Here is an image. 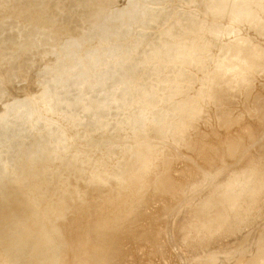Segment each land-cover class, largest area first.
Here are the masks:
<instances>
[{
    "label": "rangeland",
    "instance_id": "374dc122",
    "mask_svg": "<svg viewBox=\"0 0 264 264\" xmlns=\"http://www.w3.org/2000/svg\"><path fill=\"white\" fill-rule=\"evenodd\" d=\"M211 1L93 0L90 5L91 0H0V168L4 171L0 172V249L4 253L0 254V264H192L204 256H229L227 261L231 260L230 257L238 256L239 251L234 249L264 223V186L243 193V190L236 191L233 189L236 186L231 185L228 191L232 194L231 199L241 193L246 199L238 211L231 213L230 218H223L218 215L222 207L218 197L223 192V188L216 184L218 178L198 179L203 170V152H182L170 170L168 182L149 191L137 192L131 186L126 190L119 189L113 172V166L123 157L127 144L162 138L154 131L152 122L161 121L167 96L177 88L183 91L179 97L187 96L192 100L191 103L197 102L201 110L208 113L215 111L221 104L198 98L213 90L212 75L220 73L226 78L224 83L235 77L238 82L233 83L230 92L226 90L228 85H221L226 90L223 100L233 98L231 103L226 101V108L232 117L241 116L245 110L244 103L253 97L264 99V67L256 69L252 61L258 57V64L264 56L262 24H250L243 19L231 21L228 8L237 5L238 0H224L226 8H220L222 12L217 11V8L210 9ZM243 1L253 9L257 8L258 3L264 5V0ZM262 16L264 18V11ZM99 19L107 21L110 28V37L105 41L91 36ZM170 23L173 24V30L165 35L166 39L178 42L189 56L195 48L196 53L203 58L197 64L194 58L197 55L192 56L191 61H196V66L187 68L191 71L190 82L182 81L175 73L179 68L177 59L171 58L166 62L150 53ZM69 38L81 42V45L65 41ZM244 46L250 50L248 55H252V60L244 59L235 65L229 60L231 48ZM51 49L53 54L46 56L45 53ZM110 49H113L114 55L108 58L105 53ZM133 53V63L141 67L133 87L134 95L138 97L146 86L151 85L158 89L163 104L157 100L152 108L143 106L135 109L133 106L120 107L98 101L104 119L100 128L93 133L82 126H75L68 113L50 110L52 103L54 105V98L50 96L51 81H70L85 63L98 60L100 63L98 61L92 74L99 70L109 75L118 74L124 67L122 57ZM74 65L78 68L75 69ZM245 80H248L247 88L243 85ZM93 86L92 82H84L83 89ZM43 94H49L51 100L44 102L40 97ZM28 108L35 114L28 125L30 129L37 127L38 123H44V126L52 124L57 135L62 134V144L56 145V150L49 148L54 138H45L37 147V136L31 138L30 142H23L19 136L10 135L16 115ZM135 110L148 120L140 136H134L133 140L127 128L128 118ZM173 111L174 108L169 110ZM115 112L122 118L123 131L108 133L107 127L119 122ZM78 117L83 119L85 115L79 113ZM215 131L222 133L220 129ZM97 140L103 142L100 150H96ZM115 143L117 145L110 150ZM39 153L47 154L35 160L34 157ZM147 175L146 172L144 178ZM174 184H177L176 188ZM204 190V194H201ZM195 198H198L197 201ZM86 199H90V202ZM86 201L87 204L82 203ZM64 204L71 205L74 211L70 214L63 212L60 207ZM102 204H105L106 209L109 207L107 217L111 222L99 228L93 205ZM211 220V230L207 233L206 226L202 228V225ZM162 228L166 229L163 231ZM52 247L55 252L49 249ZM255 263L264 264V260Z\"/></svg>",
    "mask_w": 264,
    "mask_h": 264
},
{
    "label": "bare ground",
    "instance_id": "6f19581e",
    "mask_svg": "<svg viewBox=\"0 0 264 264\" xmlns=\"http://www.w3.org/2000/svg\"><path fill=\"white\" fill-rule=\"evenodd\" d=\"M238 2H240V3H238ZM238 2H237V5H235L234 7L228 8V10L232 16L231 21L243 19V20L248 21L250 24L251 23L252 24H254V23L255 24L256 23L262 24L261 30L264 31V18L262 16V13L264 11V5H262L261 3H258L257 8L253 9V8H250V6L246 2H244L243 0L242 1L238 0ZM92 3H93V0H91L90 5H92ZM224 3H225L224 0H212L210 2L209 7H210V9L217 8L218 9L217 11L222 12V10L220 8L224 7ZM224 8H226V7H224ZM172 26H173V24H171V23L166 26V28L164 29V31L162 33V38L157 42V44L155 46H153L150 49V53L156 58H160L162 60L165 59L166 62H169V60L171 58L177 59V61L179 62V68H177L175 70V73L182 79V81L190 82V80H192V76H191V71H188V69L190 67L196 66V61L198 64V62H199L198 60H201L203 58L196 53L195 48L193 50H191L194 53L189 52L190 53V56H189L188 52L185 51L184 47L182 45H180L178 42L176 43L173 40H167L166 39L165 35H167L168 33H171V30H173ZM14 29H16V28H14ZM14 29H11V30H14ZM11 30H9V31H11ZM15 31H13V32H15ZM19 32H20V30H19ZM26 32H28V31H26ZM32 33H35L34 30H32ZM91 36L96 37L98 40H101V41L107 40L110 37V28L107 24V21L99 19L94 26V32L91 33ZM25 38H26V36H25ZM28 38H27V40H28ZM17 39H18V37L16 38V40ZM23 40H24V38H23ZM48 40H50V39H48ZM21 41H20V43H21ZM65 41H69L71 44L73 43V44H80L81 45V42H77L76 40H74L72 38H69ZM27 43H25V44H27ZM245 47L246 46L241 47V48L232 47L231 48V54L229 56V60L233 61L235 63V65L240 64L241 63L240 61H242L244 59L245 60L246 59L252 60V55H248L249 54L248 51H250V50L248 48H245ZM50 48H53V47H50ZM23 51H22V53H23ZM24 52H26V49ZM52 54H53V50L47 51L45 53L46 56H51ZM134 54L135 53L126 54L122 57L121 63L124 65V67H123L122 71H120L118 74H115V75H109L106 71H103V70L96 71L94 74H92L91 71L98 65V61H99L98 60V61L93 62V63H91V62L85 63L84 66L80 67V72L77 70L79 73L76 71L75 77L71 78L70 81L64 80V81H61L59 83L55 82V81H51L50 82V96L54 98L53 99L54 105L52 103L53 107L50 110L53 112L54 111H60L63 113H68L71 120L75 123V126H82L87 131L93 133L94 131H97L100 128V125L103 124L102 121L104 119V116L101 114L100 108L97 104L98 101H102V102H105L106 104L116 105V106H120V107H124V106L125 107H132L133 106L135 109H140L143 106H149L152 108V106L155 104V102L157 100H159L162 103V101L160 100L158 89L154 88L151 85L146 86L138 97H136L134 95L133 87H134V84L137 80L138 75L141 72V67L133 63V60L135 58ZM194 54L197 55L196 57H194L196 59V61H193V60L191 61V58ZM105 55L108 58L113 57V55H114L113 49H110L107 52V54L105 53ZM261 59L262 60L260 62H258V64H256V62L258 61V57L252 60L253 63H255V65H256V69H260L261 67H264V56H262ZM99 63H100V61H99ZM186 66H189V67H186ZM76 68H78V67L75 66V69ZM16 70H15V72H16ZM6 72H7V70H6ZM28 74L30 75V73H28ZM17 76H18V73H17ZM5 77H7V74L5 75ZM212 78H213V90L209 94L204 95L203 97L198 96V98L209 99V100H213L214 102L217 101L218 103L221 102V104H219L220 105L219 108L217 106L215 111L208 112V113L202 111L197 102L191 103L192 100L190 98H188L187 96L179 97L180 93L183 91H181L180 88H177V89L173 90L170 95L167 96L168 99H167V101H166L167 103L165 105L166 109H165V111L162 112L161 121L160 122L159 121H156V122L153 121L152 122V125L154 127V131L156 132V134L158 133L162 138L156 139L157 138L156 137L155 138L156 140H153L151 142H148L147 140H145V141H141L140 143L139 142L136 143L135 141L131 144L124 143V144H127L125 146L124 155L122 158H119V160L114 164L115 167L113 166L114 181L116 184L120 185L119 189L126 190V189H129L131 186L137 192H139V190H148L149 191L151 188H153L159 184H164V183L168 182L170 170L172 169L174 162L178 158H180V156H181L180 154L182 152H188L190 154H199V153L203 152V154H204L203 155L204 159L202 162L203 170L201 171L200 177L198 179L204 180L205 178H213V177L218 178V179H216L217 182L216 181L215 182L217 185H219L223 188L222 194H220L218 197V200L221 201L220 204L222 206L220 211L218 212V215L223 217V218H230L231 213L238 211L239 210L238 208L240 207L241 203L244 201V199H246L245 197L243 198L242 193L239 194V196H236V198L234 197V199H231L230 197H232V194L228 193V191L231 189V185L236 186V187H233V189H235L236 191L243 190V193L246 191H250L254 187L258 188V187L264 186V128H263L264 127V99H261L258 97H253L251 100H249V102L244 103V109L245 110H243V114L241 116L232 117L228 113V110L226 108V106L228 104V103H226V101H229V103H231L233 98L230 100L229 99L223 100V97L225 95V91L228 90L230 92L233 85H234L233 83L235 82V84H236L238 81L235 80V77H234L233 80H229V81L227 80L224 83L226 78L223 77L220 73L212 75ZM15 80L17 82V79H15ZM104 80H106V81H104ZM84 82H92V84L94 86L90 89L84 90L83 89ZM6 83H8V82H6ZM247 83H248V80H245V82L243 83L245 88H247V86H248ZM222 84H224L226 86L228 85L227 86L228 88L226 90H224V88L221 87ZM11 87L13 88L14 86H11ZM13 89H15V88H13ZM177 96H178V98H176ZM40 97H41V99H44V102L51 100L49 97V94H43ZM180 98H183V99H180ZM10 99H11V97H10ZM4 101H2V102H4ZM0 104L2 105V103H0ZM46 105H48V104H46ZM6 108H8V107H6ZM173 108H174V111H173L174 113L169 112V110L173 109ZM137 112H138V110H135L133 113H131L130 117L128 118V120H130V121L128 122V128L127 129L129 131V136H131L132 139L135 138L134 136H140L142 129L144 127V123H145V121L148 120L145 116L140 115ZM2 113H4V112H2ZM79 113L85 115V118H83V119L79 118L78 117ZM12 114H13V112H12ZM115 114H116V118H118L117 120H119V122L110 126V127H107L108 133H120L123 131V125L120 122L122 118L120 117L119 114H117V112H115ZM34 116H35V114L32 113L31 110H29V108L21 111L18 115H16L15 119L13 120V123H14L13 124V130H12V132H10V135L12 137H18L19 136L20 138H22L23 142H24V140H29V142H30L31 138H34L35 136H37V137H39L37 139V142H36L37 147H38V145L42 144V142L45 138L46 139H48L49 137H50V139L54 138L53 139L54 142H53V144H51L49 146V148L51 147L52 151L56 150L57 149L56 145L62 144V140H63L62 134L57 135V132H56L57 130H55L51 126L52 124L44 126V123L43 124L38 123L39 125L37 127L35 126L33 129H30L28 125L30 124L32 117H34ZM151 116H152V119L154 120L152 113H151ZM174 117H176V118L173 119ZM212 121L215 122V127L213 126ZM216 129L222 130V133L216 132L215 131ZM150 130H151V128H150ZM6 134H8V133H6ZM54 136H56V137H54ZM208 137H209V139L206 140V138H208ZM220 138H221V140H219ZM122 140H123V138H122ZM218 140H219V142L217 143ZM27 144L30 146V143H27ZM102 144H103V142L101 140H97L95 145L98 148L96 150H98L102 146ZM109 144H110V142H109ZM124 144L122 143V145H124ZM116 145H117V143L112 144V146L110 145L111 146L110 150H113V147H115ZM219 145H221L222 147ZM11 150H12V148H11ZM11 150H9V152H11ZM46 154H40L39 153L38 156L34 157V159L40 160V159L44 158V156ZM6 156H7V154H6ZM6 156L4 155L5 159L7 158ZM190 165H191V163H190ZM192 166H193V164H192ZM66 169H68V168H66ZM176 170H177V168H176ZM0 172L4 173V171H2L1 168H0ZM146 172L148 173V175H147V177L144 178ZM175 173L177 174V172H175ZM255 173L257 175H253ZM228 177H229V179L232 178V180H229ZM171 178H172V176H171ZM1 180H2V178H0V181ZM180 182L181 181H179L178 183H180ZM211 184H210V186H211ZM175 185H177V184H174L173 186L175 187ZM173 186L169 185L168 187H173ZM178 186H177V188H179ZM202 186H205V185H202ZM196 188H198V187H196ZM189 189H191L190 186H189ZM167 190H168V188L166 189V192H168ZM170 190H171L170 192H172V189H170ZM194 191L196 192L197 190L194 188ZM174 192H176V191L174 190ZM178 192H179V189H178ZM203 192H205V190L202 191L201 194ZM182 193L184 194L183 191H182ZM192 193H194V192H192ZM166 194H168V193H166ZM172 194H173V192H172ZM187 194L185 193V195H187ZM114 195L115 194H113L111 196H114ZM176 195H178V194H176ZM169 196H171V194ZM180 196H181V194H180ZM184 196H183V198H184ZM197 196L200 197L201 195L200 196L197 195ZM178 197H179V195H178ZM189 198H190V196H189ZM91 199H92V197H91ZM98 199H99V197H98ZM197 199L195 198L196 201H197ZM86 200H88V199H86ZM99 201H100V199H99ZM158 202H159V204L161 203L160 201H158ZM82 203L87 204V201L82 202ZM68 204H69V202H68ZM68 204L62 205L60 207V209H62L63 212H65V213H69V212L72 213V211H74V210L72 209V206L71 205L68 206ZM83 205H85V204H83ZM83 205H79V206L83 207ZM95 205H93L95 208L94 209V215L97 218L96 223L99 224L98 227L100 228V227L104 226L105 224H107L109 221L111 222V220H108L109 218L107 217V213H108L107 210L109 209V207H108V209H106V207L104 206L105 204L104 205L102 204L103 206L99 205L96 207H95ZM111 205H113V204H111ZM160 205H162V204H160ZM108 206H109V204H108ZM165 206H166V204H165ZM80 207H77V208H80ZM162 207H164V205ZM87 209H89V208H87ZM115 209L117 211H120V209L116 208V206H115ZM123 209H125V208H123ZM79 210H81V208ZM112 210H114V209H112ZM116 210L114 212L117 214ZM111 213H113V212H111ZM108 215H109V213H108ZM218 215H216V216H218ZM61 216H62V214H61ZM159 216H161V215H159ZM212 220L209 222H206L202 225V228L206 226L205 231L207 233L211 230L209 227V224L212 222ZM92 221H93V219H92ZM151 221H153V220H151ZM231 221H233V219ZM60 222H62V221H60ZM227 222L228 221H226L225 223H227ZM79 223H80V221H79ZM126 223L129 224V222H126ZM162 223H163V221H162ZM229 224H230V222H229ZM92 225H94V224H92ZM77 226H78V224H77ZM56 227H58V226H56ZM164 227H165V225H164ZM256 228L257 229L253 232V234L249 238L247 237L248 239H246L238 248L234 249L236 251H239V254H238V256H235L233 258L230 257V259H231L230 264H246V263L256 264L255 262H262L264 260V223L262 225H260L259 227H256ZM158 229H161V227ZM163 229L164 228H162V230ZM153 230H154V228H153ZM252 231H250V233ZM125 234H126V231H125ZM161 234H163V233L161 232ZM216 234H217V232H216ZM112 236H113V234H112ZM120 237H121V235H120ZM162 237L164 238V234ZM115 238H116V236H115ZM4 242L6 243V241H4ZM232 243H234V242H232ZM114 244H116V243H114ZM171 244H172V242H171ZM235 244H234V246H236ZM6 245H7V243H6ZM9 245H10V241H9ZM223 245H224V243H223ZM196 246H197V243H196ZM224 246L227 247V245H224ZM10 247H9V249H11ZM60 247H62V246H60ZM41 248L43 249L42 246H41ZM229 248H230V246H229ZM49 249H52L54 251V247L49 248ZM38 250H39V248H38ZM193 250H194V248H193ZM34 251L35 250H33V252ZM37 251H35V252H37ZM196 251L198 252V250H196ZM225 252L226 251H224V253ZM259 253H261V254L259 256H256ZM0 254H4L2 248L0 249ZM217 256H214V257L204 256V257L200 258L201 256L199 255L198 258H200V259L197 258L198 260L194 261L192 264H202V263L203 264H228L230 262V261H227V260H229V256L228 257H224V256L217 257ZM11 257H12V255H11ZM43 258H41V259H43ZM101 258H103V257H101ZM36 264H38V262H36Z\"/></svg>",
    "mask_w": 264,
    "mask_h": 264
}]
</instances>
